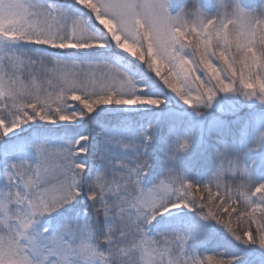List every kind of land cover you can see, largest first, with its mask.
Instances as JSON below:
<instances>
[{
	"label": "snow or ice",
	"instance_id": "6c2138e0",
	"mask_svg": "<svg viewBox=\"0 0 264 264\" xmlns=\"http://www.w3.org/2000/svg\"><path fill=\"white\" fill-rule=\"evenodd\" d=\"M233 91L264 101V3L0 0V264H237L200 250L208 221L264 250L231 150L204 180L150 171L162 105Z\"/></svg>",
	"mask_w": 264,
	"mask_h": 264
},
{
	"label": "rangeland",
	"instance_id": "374dc122",
	"mask_svg": "<svg viewBox=\"0 0 264 264\" xmlns=\"http://www.w3.org/2000/svg\"><path fill=\"white\" fill-rule=\"evenodd\" d=\"M244 2L258 7L264 0ZM158 111L161 115L153 141L147 148L152 163L150 171L162 175L171 167L185 174V167L190 170L194 167L191 164L200 162V176L207 179L218 166V154L228 148L240 158L251 177L257 174L258 182L264 181V101L233 91L218 93L207 106L190 108L171 99ZM172 129L182 137L189 136V147L186 151H176L175 158L169 160L165 154V140L171 142L173 139ZM196 219L199 222V218ZM200 223L205 224L210 236L201 246L202 252L224 251L228 256H238L237 264H264V250L235 242L215 222Z\"/></svg>",
	"mask_w": 264,
	"mask_h": 264
},
{
	"label": "trees",
	"instance_id": "16d2710c",
	"mask_svg": "<svg viewBox=\"0 0 264 264\" xmlns=\"http://www.w3.org/2000/svg\"><path fill=\"white\" fill-rule=\"evenodd\" d=\"M192 166H194L192 169H188V167H185V175L186 177H188L190 180L193 181H197V180H204V176H200L201 171H202V167H201V163L200 162H195V164H191ZM256 176H252V178L254 180H259L258 175L255 174ZM213 222V221H212Z\"/></svg>",
	"mask_w": 264,
	"mask_h": 264
},
{
	"label": "clouds",
	"instance_id": "9594fccd",
	"mask_svg": "<svg viewBox=\"0 0 264 264\" xmlns=\"http://www.w3.org/2000/svg\"><path fill=\"white\" fill-rule=\"evenodd\" d=\"M183 143H184V138L183 137H180L179 138V142H178V147L182 150L183 148Z\"/></svg>",
	"mask_w": 264,
	"mask_h": 264
}]
</instances>
